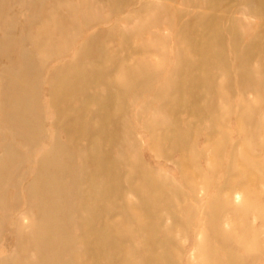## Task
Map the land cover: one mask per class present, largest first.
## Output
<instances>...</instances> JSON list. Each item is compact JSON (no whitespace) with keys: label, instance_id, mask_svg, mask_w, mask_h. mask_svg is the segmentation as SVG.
<instances>
[{"label":"rangeland","instance_id":"374dc122","mask_svg":"<svg viewBox=\"0 0 264 264\" xmlns=\"http://www.w3.org/2000/svg\"><path fill=\"white\" fill-rule=\"evenodd\" d=\"M210 4L216 10H207ZM214 14L218 27L208 29L207 35L220 33L228 67L227 73L218 69L213 77L214 107L204 109L208 115L188 120L180 112L177 129L182 134L176 135L165 108L164 84L159 100L145 90L135 103L127 96L126 139L121 141L120 134L115 140L109 137L112 143L101 147L113 165L108 185L88 176V167L81 180L85 184L72 187L74 170L82 167V158L91 159L93 148L78 135H72V142L67 139L76 127L70 119L77 118L67 108L77 109L78 99L50 105L45 78L51 67L59 64L69 73L82 67L92 73L131 57L150 61L160 80L174 81L169 73L175 65L185 68L177 57L196 58L177 32L197 19L193 29L200 32ZM236 41L255 44L244 70L259 82L264 76V0H0V264H39V254L43 257L44 251L31 245L40 239L35 227L39 199L46 194L34 186L41 161L50 166L59 162L65 170L60 194L52 200L63 224L54 240L61 246L46 249V264H141L151 253L141 240L146 232L139 228L149 217L140 199L154 186L167 193L155 204L158 209L166 200L172 203L169 212L161 211L162 226L153 236L166 252L151 254L161 264H264V88L238 90L237 62L245 57L234 50ZM85 47L98 51L100 58L84 57L75 64L74 57ZM20 68L28 71L22 75L27 91L21 90L26 102L20 109L26 111L30 128L19 126L11 117V101L3 98L6 88L13 87L10 75ZM117 72L104 74L103 82L122 79ZM103 86L97 85L93 93L105 96ZM60 109L67 112V121L58 115ZM146 124L156 128L150 131ZM106 132L114 133L112 125ZM108 186L116 192L97 205L96 196ZM89 188L86 208L114 211L109 218L98 208L92 211L95 229L103 227L108 241L98 258L84 252L76 210L82 191Z\"/></svg>","mask_w":264,"mask_h":264},{"label":"bare ground","instance_id":"6f19581e","mask_svg":"<svg viewBox=\"0 0 264 264\" xmlns=\"http://www.w3.org/2000/svg\"><path fill=\"white\" fill-rule=\"evenodd\" d=\"M215 7L216 5L213 6L210 4L207 10L210 9L213 11ZM246 14L249 15V13ZM196 23H198V19L183 25V27L177 32V37L179 38L180 43L186 45L190 49L189 53L196 58L191 59L189 57H177L176 61L182 64L185 68L179 69L177 68V65H175L174 71L169 73L174 77V81H168L166 78L164 81L163 79L160 80V76L155 75L149 66L151 64L150 61H137L131 57H123L113 68L110 67L109 69H103L101 67H96V71H92V73L85 72V70L80 66V69L73 73H69V71L63 67L61 68L59 64H57V67H55V65L51 67L45 78L46 92L49 96L50 105L56 106V101L67 104L71 103L75 99H78L77 109H73L72 107L67 108L69 111L74 112L77 116L75 120L70 119L71 122L69 123L76 125L74 128L75 134H73L74 132H69L68 134L65 133L67 134V139L72 142V135H78L79 139L87 140L93 148V155L91 159L87 158L84 160L82 158V162L84 164H82L81 168L74 170V180L70 183L72 187L81 185V180H85V176L88 175V171H85L88 167H90L88 176L91 175L93 178L102 179L103 181L101 180V183L108 185L109 177L113 172V165L110 162L111 160L108 159V156L104 155L107 153L101 151V147L112 143L110 138L115 140V137L119 134L121 135V141L126 139L127 119L123 113V108L127 106V96H132V100L135 103L140 97V93L145 90L146 92L152 91L153 100H159L161 98L159 96L162 94L161 86L164 84V90L167 94L165 108L168 110V114L173 118L171 128L173 129L176 127V129H174V131H176V135L182 134V132L177 129V116L180 112H185L188 120L194 118L199 121V119L206 117L207 113L204 109L214 107V98L211 89L214 79L213 77L221 72L227 73L228 66L222 55L220 33L216 32L212 38H208L207 35L208 29L218 27L216 14L208 17L207 23L201 24L202 31L200 32L193 29ZM93 40H95L94 36L90 37L89 41L91 42ZM233 45L234 50L242 51L245 57V60L240 59L237 62L239 78L236 86L239 87L238 90L241 91V93H245L249 89L253 91V89L258 90L264 88L263 75L261 80L258 82L252 75L249 74L250 72L248 70H244V68L248 66V61H252V59H250V55L255 49V44L253 45V43H249L247 45H240L236 41ZM212 46L213 48H216V52L212 50ZM134 52L137 53L139 51ZM128 54L129 56L131 55V53ZM98 55V51L95 52L94 50L88 49V47L82 48L79 53H77V57H74L75 64L78 65L79 59H83L84 57L92 60L100 58ZM260 57H262L260 63H262V66L264 67V55ZM87 64L89 65V63ZM26 72L28 71H26L25 68H20L17 72H13L10 75V81L13 87L9 89L6 88V93L3 98L9 102L11 101L12 107H14L11 109L13 110L11 117L14 120L17 119L19 121V126H26L27 128H30V123L27 122L26 119V111L20 109V104L26 102V99L21 95V90L24 91L26 88L25 91H27V86L23 79L24 76H22ZM111 72H117L119 76L122 74L123 78L114 80L115 82L110 78L104 83L103 81L106 79L104 74L108 77ZM78 78L80 81L75 83V79ZM100 83H103V87L106 89L105 96H99L93 93L95 92L97 85ZM149 86H153V88L157 89H150ZM202 103H204V107H201L200 104ZM91 107L96 108V111H92ZM116 107L121 109V111L115 109ZM58 115L61 118L64 117L63 121H67L65 119V116L67 115L66 111L60 109ZM139 116L134 115V118L139 121V118L141 119ZM160 122L161 120L159 119L155 120V123ZM109 125H112V128H114V133L112 135L106 132ZM146 125L150 131L156 128L155 124ZM49 166L50 164L47 165L45 161H41L38 171L39 174L36 176L34 181V186H38L40 190L46 192V194L41 196L39 199L40 211L35 227L40 239H34L31 241V245L34 249H41L44 251L42 252L43 257L39 254V264H46V256H44V254L46 255V249L51 246H53V248L54 246H61L60 240L55 242L54 240L60 236L57 233L61 234L63 232L61 228L63 227V224L61 223V215L57 210L53 209L55 208V204L52 200L56 194H60L58 191H61L60 186L63 181L65 170L59 162H55L53 166L48 168ZM82 184L84 185L85 183ZM110 188L112 187H106V193L100 195V197L96 196L95 201L97 205H102L110 198L111 193L116 192L115 190H110ZM150 188L149 195L140 199V203L146 207V214H148L149 217L145 219L146 224L141 225L139 228L146 232V235L142 234L141 240H143V244L150 247L148 253L150 252L152 254L155 250L161 252L163 251V253L166 254L163 249V245L153 241V236L162 226V220L164 218H162L161 211L169 212L172 203L166 200L164 201V208L158 209L155 204L160 198H164L167 193H165V190V192L160 191L155 186ZM90 193L91 188L84 192L82 191L80 196V205L76 210L78 212L77 217L80 221L79 228L82 232L83 238L86 240L84 252L88 256L94 255L98 258L103 256L100 251L108 241H105L107 239L105 238V235H103V227H101L100 230L95 229L94 220L91 217L92 211H95L96 208H98L101 210V215L104 214V216H108V218L109 216L114 215V211L107 210L104 206L98 207L97 205L96 208H86V198L90 196ZM44 198L46 199V202L44 201ZM49 202L51 203L46 204ZM56 228H58V230ZM100 235H102L103 239L100 238ZM151 254L149 255L146 253L145 257L141 260V264H161L160 259L158 257H153ZM163 259L165 261L167 260V257H164Z\"/></svg>","mask_w":264,"mask_h":264}]
</instances>
